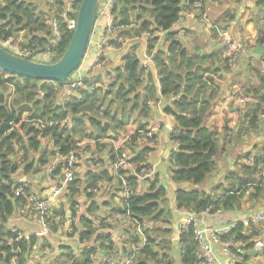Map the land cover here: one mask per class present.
<instances>
[{
	"label": "trees",
	"instance_id": "trees-1",
	"mask_svg": "<svg viewBox=\"0 0 264 264\" xmlns=\"http://www.w3.org/2000/svg\"><path fill=\"white\" fill-rule=\"evenodd\" d=\"M111 13L114 18L113 26L118 31L116 39L109 40V45L119 47V38H139L143 32H147L149 38L146 40V50L157 71L160 96L171 98L163 111L175 123L170 132V141L179 145L170 156V181L175 189V210L200 214L211 207L212 213L216 210L228 212L240 207L246 193L249 200L261 199L262 188L256 187L253 192H248V187L258 186L260 183L256 181L257 170L245 165L237 167L236 173L226 175L225 180L230 183H221L211 192L202 189L214 172L216 161L222 156L227 144H238L246 133L257 132L258 115L264 107V74L260 73L259 61L248 67L245 83H252L251 78L258 80V85H249L242 90L241 97L248 98L251 102L239 108L242 117L239 119L238 130L224 125L218 131L207 125L206 121L219 101L215 75L228 71L218 54L199 56L190 53L183 47L176 33L171 31L182 13L181 0H116ZM44 22L43 14L37 12L33 0H0V37L17 38L19 32H24L26 36L21 44L47 48L50 31ZM57 24L59 40L55 50L58 56L50 63H55L62 56L73 33L62 19H57ZM156 32L164 34L165 50L155 49L158 42ZM256 43L260 47L264 45V34L260 26ZM130 48L132 49L122 59L123 66L111 71L110 82L105 89L83 92L78 98H71L66 102H62L60 98L63 84L15 76L0 70V76H8L6 79L0 77V264H12L13 261L16 264H29L32 248L37 243L36 237L25 238L8 227L16 208L13 188L21 184L14 176L22 166H25L24 173L28 174L37 167L47 166L52 158L67 156L70 151H89L88 143H93L95 149L101 151L106 147L100 142H117L126 133L132 115L137 113L138 128L131 135L130 141L125 143L131 151L134 149L136 139L145 130V124L140 120L148 114L149 106L146 102H157L158 98L151 76L148 75L145 86L143 79L141 80L140 64L135 54L136 42ZM215 62H221V66L214 67ZM92 80L96 81L94 78L87 82ZM7 83L14 87L10 101L5 96ZM69 113L82 116V119L70 118ZM42 140L51 144L50 151L42 147ZM81 143H85L84 148L79 147ZM121 151L122 149L115 150L110 145L107 151L109 162ZM149 152V147L136 150L129 161L135 172L149 168ZM257 159L264 157L258 155ZM61 167V162H56L54 173L60 174ZM113 175L107 170L89 171L83 179L76 178L68 186L70 196L67 202L73 222L71 235L77 234L79 244L89 243L97 230L110 227L103 221L96 225V219L88 216L79 217V228L75 227L78 199L81 195L90 200L94 196L93 190H99L102 183L111 182L118 192L122 179L130 186L137 187L136 179L127 170H119ZM120 209L127 211L139 223L147 238L135 264H196L192 227L180 236L183 250L179 260L175 263L170 258L168 250L171 251V248L167 238L172 233L169 226L173 213L166 198V189L157 177L149 182L145 191L135 190L134 195ZM97 212L98 207L91 202L87 214L94 215ZM162 226L166 228L163 229ZM57 228L58 225H52L53 231ZM255 236L253 229L245 233L242 226L237 224L222 240L231 244L243 243L248 249ZM65 249L68 252L63 264H90V256L94 253V249L88 245L80 249L78 254H73L70 248ZM248 257L247 254L244 260Z\"/></svg>",
	"mask_w": 264,
	"mask_h": 264
},
{
	"label": "built area",
	"instance_id": "built-area-1",
	"mask_svg": "<svg viewBox=\"0 0 264 264\" xmlns=\"http://www.w3.org/2000/svg\"><path fill=\"white\" fill-rule=\"evenodd\" d=\"M81 0H54L50 6L51 15L44 17V23L50 31L49 46L47 48L29 47L21 44L22 41H17L16 38H4L0 37V48L7 51L8 53L17 56L22 59L29 61L39 62L44 61L46 57L51 58L50 62L54 61L58 54L55 50L57 41L59 40V26L57 19L65 21L68 30L74 31L76 27V17L78 8ZM116 5V0H100L94 27L90 36L89 46L94 42L96 57L90 64H85L84 61L86 55L82 61L80 67L69 77L67 82L62 85L61 89V100L66 102L71 98H78L81 93L87 91H96L99 88H103L104 85L97 81L92 80L87 82L92 77L95 68H101L106 60L109 58V52L111 50L119 48H130V46L136 42L135 39L130 38H119L117 43L119 47H113L109 45L110 39H116L118 29L113 26L112 9ZM194 15L203 16L202 3L197 1L192 6ZM180 19V17H179ZM178 19V20H179ZM103 24L102 32L98 34L97 25ZM259 26L262 33L264 34V9L259 14ZM145 42L149 38L147 32H143L140 36ZM221 38V54L220 59L224 62L226 69L231 73H241L245 79L248 77V63L245 61L248 58V42L239 37L232 36L228 29H223L220 32ZM264 49V45L261 47ZM147 53V52H146ZM258 55V54H257ZM262 58L264 64V55H258ZM147 60H151V56H146ZM49 62V63H50ZM142 72L147 69V63L139 65ZM2 79L8 78L7 75L0 76ZM107 80H110L108 77ZM7 92L5 96H8L10 101L14 94V87L12 84L7 83ZM238 103L240 105L251 102L248 98L239 97ZM258 137L257 143L262 142L264 148V107L259 112L258 123L256 124ZM42 127V125H40ZM134 134V133H133ZM130 133L123 134L119 139V146L114 148L122 149V151L116 155L112 162H106L101 164H94L98 170H107L111 174L116 175L119 170H126L132 168L130 164L131 158L136 153L137 149L144 147H152L154 142V130L147 129L141 132L139 137L135 141V147L132 151L125 143L131 139ZM254 135V134H253ZM256 138V137H255ZM85 143H81L79 147H82ZM172 147L167 155L170 160L171 153L176 152L179 145L176 142H171ZM233 142L227 144V148H233ZM226 152V147L223 153ZM243 161L240 162V166H249L257 170L256 181L264 183V159H257V155L254 152L244 151ZM260 157H264V151ZM80 160V155L77 150L70 151L67 156L62 158L61 161V172L60 174L54 173V167L47 170L45 177L52 182L53 188L49 194L40 197L37 192L29 187L25 182L21 183L17 187L13 188V200L16 202V210L20 217L25 220L33 221L38 231L33 236L37 238V243L32 248L31 257L29 264H51V255L46 251L49 249L52 240H60L66 242L74 240L78 244V250L88 245L94 249V253L90 256V264H135V260L143 250L147 238L143 228L138 222H135L126 211H122L123 203L134 195L135 190L143 192L147 189L149 182L154 179V175L150 168H142L138 172H133L131 175L134 176L137 182V187L130 186L125 180H121L120 191L117 192L118 202L120 208H117L114 216V221H108L106 224L110 227L105 229H99L96 231L95 236L87 244H79L77 241V234L71 235L72 218L71 213L68 209L67 199L70 196L68 186L76 180V168ZM134 170V169H133ZM113 175V176H114ZM63 176V181L61 180ZM146 184V188H142L143 184ZM258 186L248 187V192H253L254 188ZM113 186V185H112ZM114 188V187H113ZM100 189V188H99ZM115 189V188H114ZM135 189V190H134ZM99 190H93L92 193L95 195ZM64 196L65 201L60 202V198ZM62 207L61 215H57V211ZM78 208V207H77ZM212 208L208 207L204 212L197 214L193 212L184 211L181 217L177 221V227L175 232L171 233L167 238V243L171 248L170 258L176 263L179 260L180 254L182 253V244L180 242V236L189 231L192 227L193 239L196 244L195 258L196 264H244L245 256L253 251H257V254L264 256V208L248 214L245 218L230 224H223L219 226H209L203 220L205 218L219 219L222 217L225 211L216 210L214 213L211 212ZM97 220V219H96ZM95 224L99 225V223ZM58 225V228L53 231L52 225ZM240 224L243 230L255 229L258 237L252 239L251 247L246 249L243 243H229L223 241L222 238L228 236V234L235 229L236 225ZM76 228H79V223L76 224ZM161 228H166L162 226ZM11 229V228H10ZM14 231V229H12ZM24 236V235H22ZM21 236V237H22ZM20 237V238H21ZM25 238L29 236H24ZM158 241V240H157ZM217 248L218 251L215 250ZM233 248V249H232ZM77 251H73V254ZM42 257V259H41ZM33 258H35L33 260ZM16 264V262H12Z\"/></svg>",
	"mask_w": 264,
	"mask_h": 264
},
{
	"label": "crops",
	"instance_id": "crops-1",
	"mask_svg": "<svg viewBox=\"0 0 264 264\" xmlns=\"http://www.w3.org/2000/svg\"><path fill=\"white\" fill-rule=\"evenodd\" d=\"M197 1L202 3L204 12L203 16L194 15L192 6ZM53 2L54 0H33L37 12L42 13L43 17L51 15L50 6L53 4ZM181 7L182 13L180 14V19L172 26L171 31L176 33L177 38L181 41L183 47L187 48L190 53L197 54L199 56L218 54V57H220L222 48L220 32L223 29H228L232 36H239L248 42V49H250L248 58L245 60L248 63V67L249 64L252 65L255 61H259L260 72L261 74H264V64L262 58L258 57V55L254 52L256 46H259L257 45L256 41L259 31V14L261 10L264 9V0H181ZM103 27V24L97 25L98 34L102 32ZM155 36L158 38L155 49L165 50L166 43L164 34L162 32H156ZM24 37L25 33L19 32L16 39L17 41H22ZM135 40V54L139 60V64L141 65L146 62L148 66V68L142 72L143 85L145 86L147 84L148 75H150L156 88V96L158 98L157 102H151L150 100L146 102V105L149 106L148 114L146 118L140 120L142 124H145V130L153 129L155 132L153 146L150 147V152L147 155V164L154 175L153 177H157L161 185L166 189V198L169 201V208L173 213V218L169 226L173 233L177 227V221L184 211L175 210L173 197V192L175 189L171 185L170 181L172 166L170 160L167 158V155L169 154L172 147L170 141V132L174 128L175 123L172 117L164 113L163 108L165 105H169L171 98L160 96L159 80L157 71L152 62V57L150 61L146 58V42L141 37ZM131 49L132 48H119L111 50L109 52V58L101 68L94 69L92 77H95V80L99 83H102L104 85L103 88H105L110 82V80L106 79L108 77L110 78L111 71L114 68L123 66L122 59ZM95 57L96 50L93 42L91 43V46H89V51L87 52V57L84 63H92ZM220 66L221 62L214 63V67L219 68ZM215 76V84L219 88V101L211 111L206 123L209 126H213L212 124L208 123V119L214 113L217 114V116L220 117L222 121L221 126L215 128L216 130L221 131L222 127L227 125L229 128L235 127V130L237 131L239 128V119L242 117L240 109L243 107V105L238 103V98L242 96L243 88H248L249 85L257 86L258 82H254V80L250 78L252 83L238 85L237 79L240 80L244 77L241 73L222 72L216 73ZM140 92L142 94L141 96H143L142 89ZM237 94H239L238 98ZM236 106L238 108H236ZM136 114L132 115L131 124L127 127L126 133H133L138 128V118ZM131 128L133 129L132 131ZM258 133L259 131L254 133V135L250 132L246 133L242 137V142L234 146H236V148L239 150L242 149V152L244 153L246 148L250 150L251 146L256 145L252 150H250V152H254L257 156L261 155L263 146L262 144L256 142ZM118 141H101L100 144L106 147L101 151H97L93 143H88L90 150L80 154V160L75 172L76 178L83 179L85 173L89 171H100L94 164L96 161L98 162L97 164L101 165L102 163L108 162L109 157L107 151L110 148V145H112L113 148L118 147ZM42 147L47 148L48 151L52 149L51 144L48 142L45 143L44 146L42 144ZM84 147L85 144L81 148ZM225 153L229 152L226 151ZM224 155L225 154H222V156L217 159L214 172L209 177L207 182L203 184L202 189L205 192H209L208 190H212L221 183L223 185L230 183L229 180H225L226 175L230 172L236 173L237 167L239 168L240 162H242L244 158L241 152V158H238V160L235 159V162L232 158ZM61 161L62 158L60 157L56 159L52 158L47 166L37 167V169L35 168L28 174L24 173L25 166H22L15 174V180L20 183H27L29 187L33 188L37 194L42 197L46 194H49L53 188L52 182H50L47 177H45L47 170L51 167H55L56 162L58 163ZM133 169L134 167L132 166V168L126 170L129 174H132L134 172ZM112 185L113 182L100 184L99 191L96 192L93 198L90 200L82 195L79 197L77 219L75 220L76 224L79 222L78 218L82 216H88L89 218L94 217L97 219L96 223H99L101 219L103 220L104 224H109L107 223L108 221H114L115 211L112 210L120 208V203L118 202L117 192ZM259 187L263 189L261 199L249 200L247 199L248 193H246V196L241 202L239 208H234L232 211L224 212L222 217L219 219L205 218L203 223L205 222L207 225L214 227L223 224H230L231 222L239 223L238 221L245 218L251 212L263 209L264 183H261ZM142 188H146L145 183L142 185ZM63 201H65L64 196L60 198V202ZM91 202H94L98 207V212L94 215L87 214V209ZM8 227L16 230L24 236H33L38 231L37 225L33 221L25 220L24 218L20 217L16 209L13 217H11L8 222ZM251 230H244V232L246 233L247 231L248 233V231ZM253 230L256 233L254 238L258 237L256 230ZM53 243L54 240H52L49 249L46 251L55 258L57 256V251L51 250ZM215 250L218 251L217 248H215ZM59 253H61V251ZM244 264H264V256L260 255L259 253H250Z\"/></svg>",
	"mask_w": 264,
	"mask_h": 264
},
{
	"label": "water",
	"instance_id": "water-1",
	"mask_svg": "<svg viewBox=\"0 0 264 264\" xmlns=\"http://www.w3.org/2000/svg\"><path fill=\"white\" fill-rule=\"evenodd\" d=\"M99 3L100 0H81L75 30L66 50L58 61L48 64L29 61L0 48V70L15 76L65 84L69 77L80 67L86 55ZM254 52L258 55H264V49L259 46H256ZM69 117L82 119V116H73L71 113H69ZM63 179V176H61L62 181ZM61 213L62 207L57 211V215L60 216ZM252 253L257 254V251Z\"/></svg>",
	"mask_w": 264,
	"mask_h": 264
},
{
	"label": "rangeland",
	"instance_id": "rangeland-1",
	"mask_svg": "<svg viewBox=\"0 0 264 264\" xmlns=\"http://www.w3.org/2000/svg\"><path fill=\"white\" fill-rule=\"evenodd\" d=\"M25 36H26V33H25ZM24 39V38H23ZM23 39H22V41H23ZM50 60H51V58H48V57H46L45 59H44V61H42L41 63H46V64H48L49 62H50ZM261 73V72H260ZM107 80V79H106ZM109 82V81H108ZM234 82H236V81H234ZM245 82H246V78L245 79H237V83H238V85H240V84H245ZM254 82H258V81H256V80H254ZM103 89H105V88H103ZM253 88H251V90H252ZM134 118V117H133ZM234 120H236V119H234ZM208 123L209 124H212L213 126H214V128H217V127H220L221 126V124H222V121H221V118L220 117H218L217 116V114H212L211 116H210V118L208 119ZM133 129L131 128V131H132ZM134 133V132H133ZM133 133H130V134H133ZM252 141V140H251ZM246 142V141H245ZM41 143L43 144V146L45 145V143H47L45 140H42L41 141ZM233 144L234 145H236V143H234L233 142ZM259 144H263L262 142H260ZM256 145H253V146H251V148H250V150H252L254 147H255ZM246 151H249V149L248 148H246L245 149ZM226 151H228L229 153H223V154H225L226 156H228L229 158H232L233 160H234V162H235V159L236 160H238V158H241V156H240V152L242 153V155H244V154H246V153H243L242 152V149H237L236 148V146H234L233 148H230V149H228L227 148V146H226ZM78 153H79V155L81 154V153H83L82 151H77ZM224 155V156H225ZM209 179V178H208ZM207 179V180H208ZM207 182V181H206ZM209 192H211V190H208ZM67 247V248H70L71 249V251L73 250V251H77L76 253H78L79 252V250H78V244H77V242L76 241H74V240H70V241H66V242H61L60 240H55L54 241V243H53V245H52V247H51V250H56L57 251V256L54 258L51 254V264H63L64 263V261H65V256H66V253L68 252V250L67 249H65V247ZM61 251V253H59ZM168 253H169V255H171V251H169L168 250ZM35 258H33V260H34ZM41 259H42V257H41Z\"/></svg>",
	"mask_w": 264,
	"mask_h": 264
}]
</instances>
